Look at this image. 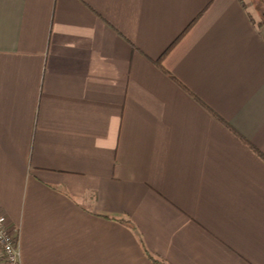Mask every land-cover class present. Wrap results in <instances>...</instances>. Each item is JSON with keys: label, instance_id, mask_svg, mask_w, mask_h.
Returning <instances> with one entry per match:
<instances>
[{"label": "crops", "instance_id": "obj_1", "mask_svg": "<svg viewBox=\"0 0 264 264\" xmlns=\"http://www.w3.org/2000/svg\"><path fill=\"white\" fill-rule=\"evenodd\" d=\"M263 21L250 0H0L20 263L264 264Z\"/></svg>", "mask_w": 264, "mask_h": 264}, {"label": "built area", "instance_id": "obj_2", "mask_svg": "<svg viewBox=\"0 0 264 264\" xmlns=\"http://www.w3.org/2000/svg\"><path fill=\"white\" fill-rule=\"evenodd\" d=\"M17 229L7 222L0 209V264H21L19 259Z\"/></svg>", "mask_w": 264, "mask_h": 264}, {"label": "rangeland", "instance_id": "obj_3", "mask_svg": "<svg viewBox=\"0 0 264 264\" xmlns=\"http://www.w3.org/2000/svg\"><path fill=\"white\" fill-rule=\"evenodd\" d=\"M250 2L252 3L253 7L254 6L256 7V16L258 20L263 21L264 20V6H262L261 0H250Z\"/></svg>", "mask_w": 264, "mask_h": 264}, {"label": "trees", "instance_id": "obj_4", "mask_svg": "<svg viewBox=\"0 0 264 264\" xmlns=\"http://www.w3.org/2000/svg\"><path fill=\"white\" fill-rule=\"evenodd\" d=\"M161 57L162 55L156 60V64L162 69L163 72H165L166 74H168L170 77H172L162 66L161 64ZM173 78V77H172ZM257 151V150H256ZM258 152V151H257ZM259 153V152H258ZM260 154V153H259ZM264 157V156H263Z\"/></svg>", "mask_w": 264, "mask_h": 264}]
</instances>
